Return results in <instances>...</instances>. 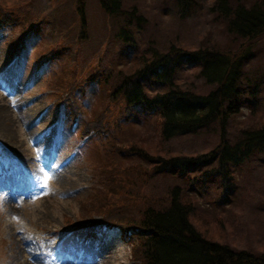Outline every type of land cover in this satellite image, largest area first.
Returning <instances> with one entry per match:
<instances>
[{"label":"rangeland","instance_id":"obj_1","mask_svg":"<svg viewBox=\"0 0 264 264\" xmlns=\"http://www.w3.org/2000/svg\"><path fill=\"white\" fill-rule=\"evenodd\" d=\"M73 2L0 0L10 16L0 29V173L9 170L11 183L0 190V264H142L132 255L130 235L126 240L114 228L72 226L103 217L124 230L137 224L147 203L163 205L176 184L193 206L192 222L200 233L264 254V153L234 168L230 196L217 204L219 183L208 182L205 192L191 189L179 174L156 170L152 155L206 153L220 141L218 127L161 140L154 114L137 107L126 112L120 95L110 97L119 69L126 72L137 56L153 49L212 45L248 54L242 86L249 89L262 79L261 100L256 109L243 108L229 121L225 133L235 139L243 129L264 123V37L229 33L222 16L206 8L208 0L189 18L174 13L172 0H123V8L136 6L144 17L141 27L129 26L134 43L127 45L118 35L126 18L112 19L97 0H88L82 33ZM19 39L27 46L17 69L11 61ZM44 57L51 61L42 68ZM198 70L195 63L180 65L177 82L200 93L212 89ZM62 101L68 115L83 110L77 131L69 130L66 119L55 143L51 136ZM87 123L95 136L77 151L75 135ZM92 230L97 235L91 238ZM57 243L60 257L52 251Z\"/></svg>","mask_w":264,"mask_h":264},{"label":"trees","instance_id":"obj_2","mask_svg":"<svg viewBox=\"0 0 264 264\" xmlns=\"http://www.w3.org/2000/svg\"><path fill=\"white\" fill-rule=\"evenodd\" d=\"M97 1L108 17L117 21L120 17L126 18L125 27L121 26L118 35L125 44L134 43L129 26L141 27L144 20L137 7L126 10L123 0ZM208 1L206 8L222 16L229 33L241 39L264 37V0ZM87 2H73L80 19L78 29L82 33L87 25ZM204 3V0H172L174 13L180 18L196 14ZM7 14L0 7V25L8 26L5 24L6 18L10 17ZM26 31H21L23 36ZM247 57L248 54L238 56L212 45L190 50L170 45L167 51L153 49L148 54L144 52L137 56L134 65L126 72L119 69L116 83L110 88L112 99L118 95L123 98L126 112L135 111L137 107L138 112L154 114L159 119L161 140L218 127L220 141L206 153L152 155L156 170L179 174L188 181L191 189L202 187V192H205L208 182L219 183L220 196L216 203L229 198L234 168L259 152L264 153V123L243 129L235 139L225 133L229 121L243 108L259 107L262 79L250 83L249 89L242 86ZM184 63L199 66L198 77L213 88L200 93L190 84H179L178 70ZM90 124H85V129ZM191 172L194 175L191 176ZM184 192L176 184L169 190L163 205L147 203L137 217V224L127 227L134 240L135 259H140L142 264H264L262 253L237 249L200 233L192 222L193 206L186 201ZM99 221L114 223L103 217Z\"/></svg>","mask_w":264,"mask_h":264},{"label":"bare ground","instance_id":"obj_3","mask_svg":"<svg viewBox=\"0 0 264 264\" xmlns=\"http://www.w3.org/2000/svg\"><path fill=\"white\" fill-rule=\"evenodd\" d=\"M62 112H64V111H62ZM63 123H66V120H64V122ZM33 125V124H32Z\"/></svg>","mask_w":264,"mask_h":264}]
</instances>
